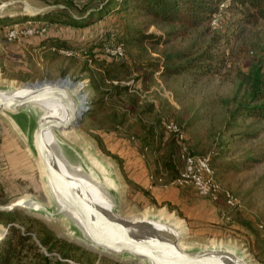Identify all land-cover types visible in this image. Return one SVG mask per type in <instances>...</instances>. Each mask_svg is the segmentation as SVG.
Returning <instances> with one entry per match:
<instances>
[{"label": "rangeland", "instance_id": "1", "mask_svg": "<svg viewBox=\"0 0 264 264\" xmlns=\"http://www.w3.org/2000/svg\"><path fill=\"white\" fill-rule=\"evenodd\" d=\"M19 1L12 4L5 17L0 20L44 17L64 8L63 5H53L50 0ZM104 1L76 0V4L78 6L88 4V8L93 9ZM22 2L42 10L41 14L36 17L24 15ZM14 13L17 15L9 17ZM219 13L207 26L193 30L187 37L176 39L168 45L151 47L146 44H126V56L123 61L127 70L119 74L122 78L120 84L129 89L113 100L106 95L110 83L106 80L102 82L100 78L98 63L104 58L110 61L101 44L114 45L119 34L124 32V27H138L159 35L164 34L167 28L151 24L149 19L137 17L136 13L129 10L122 19L119 18L120 15L111 14L93 25L94 27L85 29H65L66 26L36 21L47 28L44 36L8 45L5 44L2 28L10 24L5 23L0 25L2 55L0 85L4 86L12 81L20 85L27 82L65 79L64 81L72 82L79 88L85 99L87 111L100 97L105 98L107 105L96 107L92 118L86 119L85 122L81 121L78 129L63 133L61 137L81 154L85 164L99 177L105 178L104 171L107 174L118 175L124 195L119 213L125 217L140 214L151 206L155 211L166 207L170 215L173 213V208L169 204L155 203L150 194L152 201L145 197L143 195L145 191L140 194L141 197L136 194L137 190L130 186L127 180L129 172L125 173L127 171L125 163L130 156L137 153L145 166L143 154L146 152L142 151L144 145L142 138L146 135V130L142 126L151 127L159 120L161 128L157 130L162 136V144L157 146L155 155L161 164L159 158L164 156V146L170 145L171 140L173 141L164 124L168 122L179 124L183 128L185 145L193 154L201 156L210 154V164L216 179L241 203L239 209L227 207L223 198L212 203L213 206L208 203V208H218V213L225 214L230 220L206 222L207 225L205 224L202 229L191 228L176 211L187 227L182 246H204L209 242L235 243L244 250L252 264H264V122L251 119L243 121L242 128L234 130L228 128V125L233 124L231 114L234 110L250 102L251 72L259 69L264 81V22L248 19L251 22L246 23L245 15L236 9H222ZM21 23L22 20L17 24ZM204 28H208V32L202 36L201 31ZM232 29H238L240 33L237 38L230 36V44L221 48L224 49L226 63L219 75L195 78L191 74H185L166 81L160 77L159 71L166 54L175 57L178 54L192 53L194 56L208 45L211 38H223V35L232 32ZM50 37L62 39L74 48L47 50L48 48L37 47ZM89 44L98 46L93 54L95 61L91 57L86 58L80 52ZM59 50L77 54L67 56L59 53ZM137 115L142 119V125L139 124L141 120L135 119ZM28 149H30L28 133L21 131L12 117L0 114L2 208L26 195L48 205L37 167L29 156ZM178 150H181V144L175 141L174 148H170V151L175 154ZM174 164L176 171L179 172L182 168L181 160L175 161ZM149 169L151 175L153 168ZM195 199L194 196L191 203L194 202L196 206L198 201ZM22 202L26 203L20 199L17 204ZM35 205L38 204L32 206L36 208ZM191 205L189 204V207H193ZM16 211L42 222L55 235L76 245L72 241L73 234L64 221L49 222L36 212L26 213L22 209ZM3 229L6 228L0 225V236L3 235ZM92 254L97 256L98 261L105 260L107 264H131L128 260L120 263L106 256L99 258L98 254Z\"/></svg>", "mask_w": 264, "mask_h": 264}, {"label": "water", "instance_id": "2", "mask_svg": "<svg viewBox=\"0 0 264 264\" xmlns=\"http://www.w3.org/2000/svg\"><path fill=\"white\" fill-rule=\"evenodd\" d=\"M18 2L0 0V18ZM22 11L28 17L42 12L26 2H22ZM15 15L17 13L9 17ZM64 80L20 85L12 81L0 85V114L12 117L16 126L28 133V154L37 167L48 201L45 205L26 195L13 204L0 207V212L22 209L26 213L41 214L49 222L64 221L76 246L98 254L99 258L106 256L120 263L128 260L131 264H252L235 243L182 246L187 227L176 210L169 215L166 207L155 211L151 206L137 215H120L124 195L118 175L104 171L105 178L99 177L85 164L81 154L61 137L63 133L78 129L87 112L85 100L81 106L78 97L71 92L70 85L74 84L64 85ZM20 199L26 203L18 205ZM176 220L181 221L182 226L176 224ZM6 232L7 229H3V234Z\"/></svg>", "mask_w": 264, "mask_h": 264}, {"label": "trees", "instance_id": "3", "mask_svg": "<svg viewBox=\"0 0 264 264\" xmlns=\"http://www.w3.org/2000/svg\"><path fill=\"white\" fill-rule=\"evenodd\" d=\"M50 1L53 5H63V10L44 17L0 20V25L5 23H7L6 25H13L21 20L23 22L31 20L85 29L99 23L111 14L120 15L119 18L122 19L125 13L130 10L132 13H136L137 17L149 19L151 24L167 28L164 34L159 35L146 32L138 27H124V32L119 34L114 45L101 44L103 50L114 48L118 44H122L125 50L126 44H146L151 47H161L176 39L185 38L193 30L207 26L216 15L220 14L219 12L222 9L239 10L240 13L245 15L246 19L244 20L246 23H250L249 20L264 22V0H105L103 4L93 9L88 8V4L78 6L76 0ZM231 31L225 33L223 38H211L208 45L194 56L192 53L178 54L175 57L166 54L162 61V68L159 71L160 77L166 81L185 74H191L195 78L219 75L220 70L226 63L224 49L221 50V48L230 44V36L237 38L240 33L238 29H232ZM207 32L208 28H204L201 35L203 36ZM40 46L42 49L48 48L47 50L74 48L66 41L55 37L46 38L37 45V47ZM97 47L96 44H89L80 52L86 58L91 57L95 61L93 54ZM192 56L193 58L188 59ZM123 59L110 57V61L108 58H104L98 63L102 82L106 80L110 83V89L106 95L111 100L114 97H120L129 89L127 86L120 84L122 78L119 73L127 70ZM1 61L2 55H0V64H2ZM104 105H107L105 98L100 97L92 105V108L86 112L82 122L92 118L96 107L100 108ZM231 115L233 124L228 125L231 130L244 127L243 121L245 120L256 119L264 122V81L259 69L251 72L250 102L238 106ZM135 119L141 120L138 122L142 125L140 116L137 115ZM239 119L242 123H237L240 121ZM159 125L160 121L157 120L151 127L142 126L146 130V135L142 138L144 142L142 151L146 152V154H143L145 165L147 168H153L150 175L151 184L162 187L172 183L178 176L174 163L180 159V150L175 154L170 151V148H174V142H177L176 137L171 134L173 141L171 140L170 145L164 146V156L159 158L161 164L158 162L155 152L157 146L162 144V136L157 130L161 128ZM176 125L183 131L179 124ZM143 195L152 201L147 192H144ZM219 201L220 199L217 202ZM0 225L7 229V232L0 239V264H70L67 260L77 264H107L105 260L98 261L97 256L94 254L58 238L42 222L19 211L0 212ZM54 253L58 254L60 259L54 256Z\"/></svg>", "mask_w": 264, "mask_h": 264}, {"label": "built area", "instance_id": "4", "mask_svg": "<svg viewBox=\"0 0 264 264\" xmlns=\"http://www.w3.org/2000/svg\"><path fill=\"white\" fill-rule=\"evenodd\" d=\"M5 29V42L8 45L19 43L25 39L33 37H42L47 32V28L45 26L31 20H26L21 24L10 25ZM104 52L109 57L116 59L125 58V50L122 44H118L114 48H106ZM59 53L67 56L77 54L76 52L74 53L67 50H59ZM164 126L169 133L176 137L177 142L181 144L179 158L182 162V168L172 183L162 187H190L194 190L196 195L202 199L216 203L220 198H223L227 207L232 209L241 208V203L238 198L233 196L228 190H225L217 181L214 171L211 168L210 154L206 156L193 154L184 143V132L181 131L176 124L168 122L165 123ZM222 219L225 221L230 220V218L225 216V214H222ZM54 256L60 259L58 254L54 253ZM67 262L72 264L69 260H67Z\"/></svg>", "mask_w": 264, "mask_h": 264}, {"label": "crops", "instance_id": "5", "mask_svg": "<svg viewBox=\"0 0 264 264\" xmlns=\"http://www.w3.org/2000/svg\"><path fill=\"white\" fill-rule=\"evenodd\" d=\"M5 28L6 27L2 28V30L4 31V38L6 30ZM64 28L76 30L71 27ZM140 157L141 156H139L137 153H134L132 157L130 156L128 158L127 163H125L127 168V171H125V173L129 172L127 180L129 184H131L130 186L137 190V195L140 196V194L145 191L153 197L155 203L169 204L173 208V210L179 212L180 216L189 224L191 228L197 229L198 227V229H202L206 222L217 223L218 221L222 220V215L218 213V208H208V203H210L211 206L212 202L198 197L192 188L188 187L178 189L156 185L153 186L151 184V176L149 175L148 170L149 168H147L146 165L144 166L143 161L140 160ZM192 193L194 194L192 195ZM194 196L196 198L195 200L198 201V205L196 206L194 205V202L191 203V199L194 198ZM189 204H192L191 206L193 207H189Z\"/></svg>", "mask_w": 264, "mask_h": 264}, {"label": "bare ground", "instance_id": "6", "mask_svg": "<svg viewBox=\"0 0 264 264\" xmlns=\"http://www.w3.org/2000/svg\"><path fill=\"white\" fill-rule=\"evenodd\" d=\"M26 10H29V7H28V5L26 6ZM63 84L64 85H70V82H68V81H63ZM70 88H71V92H72V94L74 95V96H77L78 98V102L81 104V106H83L84 104H83V102H84V98L82 97V96H80V95H78L79 93H80V91H79V88H77V87H75V85H70ZM52 108V110L54 111V110H56V107H51ZM39 166V169H40V172H41V174H42V169H41V166L40 165H38ZM48 194V193H47ZM23 204H25L24 202H22V203H19L18 205H23ZM36 206V208L38 207V205H35ZM166 216H168L167 214H165ZM170 215V214H169ZM170 217V216H169ZM175 223L176 224H179V225H181L182 226V223H181V221H179V220H176L175 221ZM183 230L185 231V228L183 227Z\"/></svg>", "mask_w": 264, "mask_h": 264}]
</instances>
